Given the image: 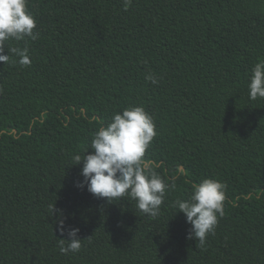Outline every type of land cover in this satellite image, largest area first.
Instances as JSON below:
<instances>
[{
    "label": "trees",
    "instance_id": "obj_1",
    "mask_svg": "<svg viewBox=\"0 0 264 264\" xmlns=\"http://www.w3.org/2000/svg\"><path fill=\"white\" fill-rule=\"evenodd\" d=\"M27 9L39 37L6 47H26L31 63L0 61V264H264V98L250 100L247 87L264 59V0ZM129 106L152 116L146 156L174 183L155 219L128 197L108 202L76 186L83 162L72 156ZM203 178L225 185V201L201 248L173 204ZM71 227L81 248L64 254Z\"/></svg>",
    "mask_w": 264,
    "mask_h": 264
},
{
    "label": "clouds",
    "instance_id": "obj_2",
    "mask_svg": "<svg viewBox=\"0 0 264 264\" xmlns=\"http://www.w3.org/2000/svg\"><path fill=\"white\" fill-rule=\"evenodd\" d=\"M131 5V0H124V8ZM34 16L27 9V0H0V61L18 62L22 66L31 63L28 49L6 47L8 41H21L25 38L35 40L39 37ZM7 49V54H4ZM156 84L154 74L145 76ZM250 100L264 98V59L258 60L252 68L247 84ZM155 123L143 106H129L114 112L110 121L101 126L91 139L83 155L74 154L75 164H80L82 180L77 187L86 186L87 191L97 198H106L108 202L128 197L134 200L136 208L149 219H155L165 201L169 185L157 172L159 164L149 159L146 151L154 137ZM91 148L94 151L87 152ZM186 174V173H181ZM191 194L187 199L175 200L173 207L182 212L190 230L187 239L198 241L203 248L206 238L214 234L218 218L224 215L225 185L219 180L203 178L191 185ZM176 211V212H177ZM54 208L51 206V214ZM61 232L63 220L59 221ZM79 229H67L69 239H59L60 252H78L81 248ZM67 242V243H65Z\"/></svg>",
    "mask_w": 264,
    "mask_h": 264
}]
</instances>
